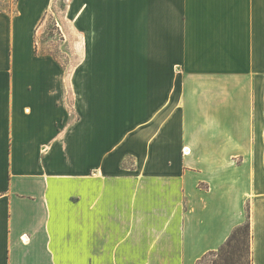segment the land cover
<instances>
[{"label":"crops","instance_id":"1","mask_svg":"<svg viewBox=\"0 0 264 264\" xmlns=\"http://www.w3.org/2000/svg\"><path fill=\"white\" fill-rule=\"evenodd\" d=\"M82 4L72 124L31 13L0 11V264H197L248 220L264 264V0Z\"/></svg>","mask_w":264,"mask_h":264},{"label":"rangeland","instance_id":"2","mask_svg":"<svg viewBox=\"0 0 264 264\" xmlns=\"http://www.w3.org/2000/svg\"><path fill=\"white\" fill-rule=\"evenodd\" d=\"M24 1L0 0V11L8 10L12 14H17L22 10L31 13L30 25L34 30L36 53L39 58L45 57L51 61L55 73L56 69L61 68L64 85L63 107L69 116L67 123H76L79 114V92L83 90L89 92L96 88L94 84L78 82V66L83 61L86 47L93 43V35L88 33L92 32L90 28L92 25H87L83 18L79 19L83 0L82 2L80 0H37L36 4L32 1ZM111 85L100 84L97 90L108 92ZM110 101L106 96L99 99L103 106ZM215 259L216 257H210L203 264H213ZM249 260L250 257L246 254L244 263L248 264ZM218 264L221 262L218 261Z\"/></svg>","mask_w":264,"mask_h":264},{"label":"trees","instance_id":"3","mask_svg":"<svg viewBox=\"0 0 264 264\" xmlns=\"http://www.w3.org/2000/svg\"><path fill=\"white\" fill-rule=\"evenodd\" d=\"M248 254L251 264V225L246 223L235 228L229 239L218 250L211 251L203 256L197 264L207 262L210 257H216L213 264H245V255Z\"/></svg>","mask_w":264,"mask_h":264}]
</instances>
